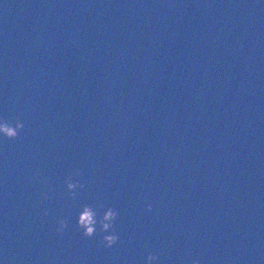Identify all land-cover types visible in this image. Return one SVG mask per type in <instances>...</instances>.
<instances>
[{"label": "water", "instance_id": "water-1", "mask_svg": "<svg viewBox=\"0 0 264 264\" xmlns=\"http://www.w3.org/2000/svg\"><path fill=\"white\" fill-rule=\"evenodd\" d=\"M13 117L0 264H264V0H0ZM95 202L111 248L76 230Z\"/></svg>", "mask_w": 264, "mask_h": 264}, {"label": "clouds", "instance_id": "clouds-1", "mask_svg": "<svg viewBox=\"0 0 264 264\" xmlns=\"http://www.w3.org/2000/svg\"><path fill=\"white\" fill-rule=\"evenodd\" d=\"M23 129L24 124L18 118L0 119V135L6 139H16ZM81 174L80 169H73L65 177L64 183L67 194L72 199L76 198L77 193L75 190L84 186L79 179H73V177H79ZM41 199H49L47 191L41 193ZM145 207L148 211H151L152 206L150 204H146ZM43 215H48V209H44ZM117 217V210L110 205H105L103 202L82 203L79 205V210L76 214V230L86 238L99 234L101 246L111 248L119 241V234L115 229ZM67 227L68 224L65 218L60 217L57 219L55 231L58 234H62ZM158 261L159 255L155 252H148L145 256V264H158ZM188 264H201V261L199 259H190Z\"/></svg>", "mask_w": 264, "mask_h": 264}]
</instances>
